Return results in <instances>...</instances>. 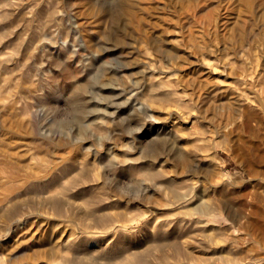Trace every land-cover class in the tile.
Returning a JSON list of instances; mask_svg holds the SVG:
<instances>
[{
    "label": "rangeland",
    "instance_id": "1",
    "mask_svg": "<svg viewBox=\"0 0 264 264\" xmlns=\"http://www.w3.org/2000/svg\"><path fill=\"white\" fill-rule=\"evenodd\" d=\"M91 2L118 18L84 17L85 0H0V143L19 125L12 143L27 154L25 164L48 160L57 152L59 160L70 157L67 164L72 166L70 175L61 179L63 163L58 164L59 186L50 193L21 192L22 182L7 180L18 170L11 167L9 173L0 155V196L9 190L18 193L1 214L16 204L25 215L11 225L14 230L21 222H38L37 212L56 231L65 227L69 237L58 248L62 257L94 250L100 264L107 263L101 259L107 252L109 264L134 255L142 256L144 264H226L225 259L231 260L227 264H264V243L246 240L234 221L253 183L242 177L235 153L223 149L222 138L205 134V141L199 139L206 125L194 116L180 86L181 70L186 69L181 66L187 46L184 29L167 22L165 29L154 30L155 47L135 43L120 13L122 0ZM64 138L74 143L62 146L58 140ZM231 144L238 147L237 141ZM193 145L199 146L213 179L195 182L190 200L173 206L174 191L181 193L180 185L189 181L174 176L173 165ZM152 168L162 172L160 179L146 176ZM62 187L66 196H57L55 190ZM53 196H63L65 217H57L51 208ZM203 204L220 208L216 221L186 214ZM2 215L0 264H10V225ZM98 216L109 218L108 228L84 232L83 227L95 226ZM198 219L209 221L202 228L195 223ZM26 229L21 226L19 232ZM80 238L90 242L83 250H71L69 243ZM175 243L181 245V254L175 252ZM32 253L26 250L21 257ZM58 259L40 264H63Z\"/></svg>",
    "mask_w": 264,
    "mask_h": 264
},
{
    "label": "bare ground",
    "instance_id": "2",
    "mask_svg": "<svg viewBox=\"0 0 264 264\" xmlns=\"http://www.w3.org/2000/svg\"><path fill=\"white\" fill-rule=\"evenodd\" d=\"M122 4L120 13L125 19L126 32L135 34V43L154 45L155 28L165 29L167 22H173L184 29L183 37L187 46L184 47L185 59L182 58L181 66L186 69L181 70L179 81L180 86L186 90L194 116L206 125L199 139L205 141L204 137L212 134L216 138H222L223 149L235 153L234 157L242 167V177H249L253 184L251 191L244 196L242 208L234 215V221L244 229L246 240L252 238L264 243V0H122ZM85 5L86 9L82 13L84 17H104L113 21L118 18L115 12L96 8L91 0H85ZM170 14L175 18L171 19L168 16ZM173 52L172 54L178 53L177 49ZM162 119L167 120L168 117ZM195 126L199 128L197 122ZM12 128L16 130L14 134L3 138L0 143V155L5 158V163L10 168V171L8 168L7 171L10 173L11 167L18 170L16 175L9 174L7 180L22 182L21 192L50 193L52 188L59 186L60 178L56 174L58 164L63 163L59 173L61 179L66 178L71 173L72 166L67 164L71 158L61 157L59 160L57 152H53L48 160L40 158L37 163L25 164L23 159L27 154L16 151L15 147L18 146L12 143L17 137L19 125ZM50 141L55 142L51 139ZM233 141L238 142L237 148L231 144ZM58 142L66 147L73 144L74 140L64 138ZM199 149L198 145L191 146L187 153L181 156V160L173 165L174 176L189 178V181L180 185L181 193L174 191L171 203L173 206L190 200L189 195L195 188V182L204 183L213 179V175L206 171V159L199 155ZM166 161L170 162L169 159ZM217 168V173H220L221 168ZM146 171V176L151 180L160 179L163 175L156 168ZM3 172L0 168V173ZM55 191L57 196H66L67 189L62 187ZM17 195L15 191L9 190L8 193L5 192L4 197L0 196V209L13 204ZM57 196H53L50 206L57 217H65L61 200L63 196ZM12 207L7 209L6 213V209L3 210V215L0 212L10 225L8 263L23 264L24 260L31 264H40L41 261L51 263L59 260V256L63 264H100V259L91 253L94 250L76 253L73 257L60 256L58 248L63 246L69 237L64 235L66 228L56 231L51 221L39 212L36 213L40 218L38 222L29 226H26V222H21L20 227L12 229V224L19 221L20 217H25L18 207ZM218 212L220 208L203 204L189 208L186 214L198 215L201 218L214 217ZM216 219L217 217H214L215 221ZM68 220L72 222L74 219L69 217ZM208 221L209 219H198L195 223L204 228ZM21 226L27 228L23 234L19 232ZM108 226L109 218L98 216L95 226L83 227L82 230L87 232ZM234 227L238 228L236 224ZM234 240L235 243L239 241ZM89 242L87 238H80L68 246L71 250H83ZM28 248L33 249V253L28 254L27 258L21 257ZM174 248L177 254L182 253L178 243L174 244ZM101 259L107 260L105 264H109V253L102 254ZM230 261L225 259L226 264ZM132 263L144 264V259L140 255H134L121 260V264Z\"/></svg>",
    "mask_w": 264,
    "mask_h": 264
}]
</instances>
